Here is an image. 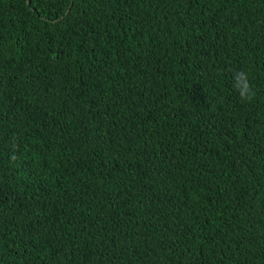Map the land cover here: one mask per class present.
<instances>
[{
  "label": "trees",
  "instance_id": "16d2710c",
  "mask_svg": "<svg viewBox=\"0 0 264 264\" xmlns=\"http://www.w3.org/2000/svg\"><path fill=\"white\" fill-rule=\"evenodd\" d=\"M0 264H264V0H0Z\"/></svg>",
  "mask_w": 264,
  "mask_h": 264
},
{
  "label": "clouds",
  "instance_id": "9594fccd",
  "mask_svg": "<svg viewBox=\"0 0 264 264\" xmlns=\"http://www.w3.org/2000/svg\"><path fill=\"white\" fill-rule=\"evenodd\" d=\"M234 89L238 92L240 98L244 101H249L254 96V90L244 72L234 74Z\"/></svg>",
  "mask_w": 264,
  "mask_h": 264
},
{
  "label": "water",
  "instance_id": "95a60500",
  "mask_svg": "<svg viewBox=\"0 0 264 264\" xmlns=\"http://www.w3.org/2000/svg\"><path fill=\"white\" fill-rule=\"evenodd\" d=\"M29 4V3H28Z\"/></svg>",
  "mask_w": 264,
  "mask_h": 264
}]
</instances>
